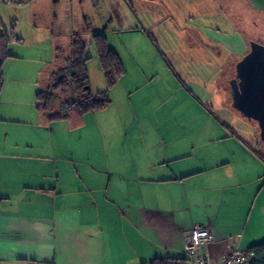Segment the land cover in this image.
Segmentation results:
<instances>
[{
	"label": "crops",
	"instance_id": "crops-1",
	"mask_svg": "<svg viewBox=\"0 0 264 264\" xmlns=\"http://www.w3.org/2000/svg\"><path fill=\"white\" fill-rule=\"evenodd\" d=\"M224 1L177 25L182 36L196 29L200 41L180 40L187 48L156 88L157 108L149 94L134 101L135 87L116 84L110 107L50 121L37 94L59 36L39 38L36 27L26 44L15 35L0 91V264H191L182 252L196 225L212 230L215 262L232 243L244 251L264 243L262 152L222 121L239 113L228 73L235 57L226 50L248 54L241 31H250L252 13L264 20V8ZM61 4L53 0L58 16ZM47 9L39 14L51 18ZM20 47L38 52L27 57ZM151 73L135 82L147 89L162 76ZM196 76L206 86H190Z\"/></svg>",
	"mask_w": 264,
	"mask_h": 264
},
{
	"label": "rangeland",
	"instance_id": "rangeland-1",
	"mask_svg": "<svg viewBox=\"0 0 264 264\" xmlns=\"http://www.w3.org/2000/svg\"><path fill=\"white\" fill-rule=\"evenodd\" d=\"M15 1L11 4L0 1V15L9 34L13 32L26 44H30L33 42V31L36 27L39 28L38 32L41 35L39 38L53 30L59 36L58 44L65 48L68 37L80 33L87 43L88 57H90L87 67L90 87L94 95L106 89V82L93 43V36L105 35L110 48L122 60L125 74H127L120 83H117L118 90L124 88L126 91L135 87L137 91L132 94V100L139 101V96L149 94L155 108L158 107L159 101L156 96L157 89L161 90L165 87L167 77L174 75L170 61L174 59V55L181 54L185 50L186 45H182V50L177 47L180 40L183 38L185 40L184 35L182 36L183 32L177 25L182 26L185 20H189L192 16L197 17L199 15L197 10L201 8L196 0H60L61 16H58L53 7V0L52 4H49L50 0H31L26 4H19L20 0ZM217 1L220 4L226 3L224 0ZM48 7L51 8L49 9L52 13L51 18L39 14L42 11L46 12ZM215 9L210 8L206 11L216 12ZM34 10H37V15L32 14ZM170 14L173 17H170ZM249 20L250 31L248 32L247 29L241 31L245 41L248 44L256 42L264 46V20L254 13L249 16ZM254 22L257 23V27L253 26ZM184 44H187V41H184ZM174 49L179 50L174 51ZM18 50L25 52L22 47ZM35 52H38L37 49L24 54L30 57L31 53ZM226 52H230L235 57L234 60L229 61L228 67V73L234 74L236 68L232 64L239 62L246 54L242 56L239 49L226 50ZM42 54L46 56L45 51ZM198 67L193 64L187 66L190 69ZM147 69L149 73L159 72L162 76L144 89L141 80L137 83L135 78L147 72ZM189 85L206 86L205 79L196 76ZM144 100L148 101L147 98ZM154 107H151L152 112L155 110ZM229 112L224 113L225 120L222 121L240 130L247 143H250L254 149L260 150L264 156V145L260 140L258 124L244 118L240 113Z\"/></svg>",
	"mask_w": 264,
	"mask_h": 264
},
{
	"label": "trees",
	"instance_id": "trees-1",
	"mask_svg": "<svg viewBox=\"0 0 264 264\" xmlns=\"http://www.w3.org/2000/svg\"><path fill=\"white\" fill-rule=\"evenodd\" d=\"M1 1V0H0ZM5 4L15 0H2ZM31 0H20L19 4ZM128 1V0H127ZM0 27L4 36L0 40V91L3 85V62L10 58L8 47L16 41L15 33L9 34L0 15ZM93 43L100 61L101 70L106 82V89L92 94L87 64L90 60L87 43L82 35L75 33L68 37L67 46L57 45L52 69L44 77V83L37 94L38 110L50 121L67 119L73 114L83 116L88 113L110 107L111 89L125 75L124 65L119 55L110 48L107 37L103 34L93 36ZM264 161V156L258 154ZM247 254L250 264H264V243L251 247ZM152 264H174L170 259L156 260Z\"/></svg>",
	"mask_w": 264,
	"mask_h": 264
},
{
	"label": "water",
	"instance_id": "water-1",
	"mask_svg": "<svg viewBox=\"0 0 264 264\" xmlns=\"http://www.w3.org/2000/svg\"><path fill=\"white\" fill-rule=\"evenodd\" d=\"M264 8V0H252ZM4 28L0 27V40ZM238 87L233 92V107L244 118L256 122L264 145V46L252 42L250 51L236 64Z\"/></svg>",
	"mask_w": 264,
	"mask_h": 264
},
{
	"label": "built area",
	"instance_id": "built-area-1",
	"mask_svg": "<svg viewBox=\"0 0 264 264\" xmlns=\"http://www.w3.org/2000/svg\"><path fill=\"white\" fill-rule=\"evenodd\" d=\"M214 235L208 227L196 225L186 236L183 256L191 264H250V256L236 244L229 246L228 254L220 262H215L210 253Z\"/></svg>",
	"mask_w": 264,
	"mask_h": 264
},
{
	"label": "flooded vegetation",
	"instance_id": "flooded-vegetation-1",
	"mask_svg": "<svg viewBox=\"0 0 264 264\" xmlns=\"http://www.w3.org/2000/svg\"><path fill=\"white\" fill-rule=\"evenodd\" d=\"M196 1L199 4L198 6L201 7L202 9H205V8L206 9H210V8L213 9V7L216 6L215 0H207V2H205V3L204 2H201L202 0H196ZM160 2L163 4L162 1H160ZM197 34L198 33H197L196 29H194L192 27L187 28L185 30V33H184V35H185V41H187V43H189V42L190 43H192V42H199L200 39L198 38ZM236 64L237 63H234L233 64L235 66V68H236ZM230 86L234 90L238 87V80L236 79V72L233 74V78L230 80Z\"/></svg>",
	"mask_w": 264,
	"mask_h": 264
}]
</instances>
